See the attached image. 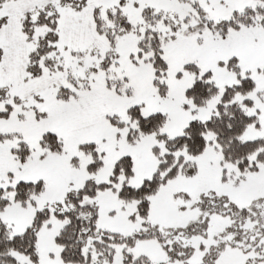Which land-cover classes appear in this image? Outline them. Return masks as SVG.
I'll return each mask as SVG.
<instances>
[{"label":"snow or ice","instance_id":"1","mask_svg":"<svg viewBox=\"0 0 264 264\" xmlns=\"http://www.w3.org/2000/svg\"><path fill=\"white\" fill-rule=\"evenodd\" d=\"M0 264H264V0H0Z\"/></svg>","mask_w":264,"mask_h":264}]
</instances>
